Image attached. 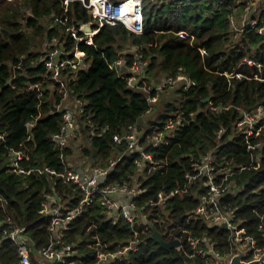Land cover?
Instances as JSON below:
<instances>
[{"label": "trees", "instance_id": "trees-1", "mask_svg": "<svg viewBox=\"0 0 264 264\" xmlns=\"http://www.w3.org/2000/svg\"><path fill=\"white\" fill-rule=\"evenodd\" d=\"M258 3L264 1L142 0L144 32H129L120 22L104 24L93 36L95 45L80 43L88 67L69 81V94L82 101L81 111L72 108L75 122L70 137L81 133L88 138L90 145L81 149L91 160L89 165L84 163L88 167L104 164L109 157L118 158L126 143H116L114 135L121 134L127 124L137 123L152 107L148 93L128 86L110 66L113 59L122 55L132 61L139 55L146 60L143 74L147 83L178 73L185 75L186 79L180 80L186 84L177 89L181 92L179 104L167 102L154 119L148 120L140 142H146L168 120L179 125L168 131L164 142L147 147L152 160L144 162L137 177L134 172L138 165L123 154L101 184L138 182L145 190L137 201L143 202L159 189L182 185L191 163L204 154L210 153L219 167L238 171L245 166L234 175L237 189L227 197L238 207L241 226L262 246L255 213L256 205L260 211L264 209V35L257 32V27L264 28V8L259 9ZM64 5L65 0H0V129L5 133L0 142V197L4 198H0V217L9 214L25 226L33 262V256L48 240L49 217L39 212L42 201L53 195L69 209L82 197L75 185L60 177L16 171L10 160L15 149L23 152L18 163L27 169L48 166L61 170L68 163L77 164L68 160L70 145L60 147L52 138L61 124L54 107L60 95L44 75L41 61L50 46H46L47 41L72 42L66 26L52 17L61 14ZM247 5L252 6L249 18L255 24L234 28L230 18L233 11ZM126 10H132L129 2ZM66 12L73 25L91 18L80 0L68 1ZM47 17L45 25L42 20ZM135 45L140 46L138 51ZM158 76L163 78L156 80ZM154 93L152 90L150 95ZM205 97L209 99L203 100ZM243 111L263 112L258 133L248 139L243 127H237ZM28 122L32 124L27 126ZM249 142L258 145L248 148ZM191 188L190 193L172 196L164 207H152L146 219L137 218L133 224L120 215L112 222L95 198L67 223L64 239L72 243L75 258L85 263H93L100 251L132 245L100 264H208L189 256L187 238L206 232L223 249L227 231L222 224L188 215L199 193L197 185ZM150 224L165 239H179L180 248L162 247L152 238ZM15 259L10 241L1 239L0 264Z\"/></svg>", "mask_w": 264, "mask_h": 264}, {"label": "built area", "instance_id": "built-area-1", "mask_svg": "<svg viewBox=\"0 0 264 264\" xmlns=\"http://www.w3.org/2000/svg\"><path fill=\"white\" fill-rule=\"evenodd\" d=\"M68 1L70 0H65L63 12L61 14L54 13L52 17L54 22L66 26L72 42L68 43L65 39L58 42L53 39L41 59L45 70L44 75L53 81L60 95L54 107L60 113L61 124L58 130L52 134V138L60 147L68 143L75 122L72 106L66 102L70 95L69 81L77 76L80 69L88 67V61L80 51V43L95 45L93 36L104 24L120 22L129 32L136 34L144 32L142 0L132 3L131 11L126 10V5L130 0H80L91 18L87 21H80L77 25L70 24L68 19L66 12ZM254 24V19L249 21L250 26ZM257 32L264 35V28L257 27ZM133 48L138 51L140 46L135 45ZM201 51L203 52V49ZM144 65H146V60L140 58L139 55H135L132 61L118 55L110 63L116 73L125 78L128 86L137 87L148 93L149 103L155 101L158 91L163 87L180 79H186L185 75L178 73L174 76H166L163 81L157 83L153 81L147 83L144 80ZM152 90L155 93L150 95ZM77 102V107L81 111L83 109L82 101L77 99ZM149 110L151 107L146 112ZM262 116V111H243L242 118L237 122V127H243L246 139L258 133L261 124L257 126V123ZM31 124L28 122L27 126ZM177 125H179L178 121L168 120L160 129L154 131L146 142H140L142 131L137 127V124H127L121 134H116L113 137L116 143H126L125 150L118 158L125 154L138 167H142L145 161L152 160V153L147 147L164 142L168 131ZM4 139L5 133L0 129V142ZM257 145L258 143L251 144L249 142L247 147L254 148ZM10 154L11 164L16 171L23 173L47 172L49 175L60 177L63 182L75 185L82 192L78 204L69 209L64 208L53 195L42 201L39 212L49 217L48 240L37 251V255L33 256L34 262L32 261L31 239L25 232V226L16 223L9 214L0 217V241L4 238L8 239L16 256L14 262L10 264H100L109 261L115 254L126 252L132 245L125 246L118 251H100L93 263H85L81 259L75 258L72 243L64 239L63 231L67 228V223L79 215L93 199L99 200L104 208L103 211L112 222H116L120 215L133 224L137 218L146 219L147 213L152 207H164L172 196L190 193L191 187L195 185L199 189L198 201L188 215H193V217L203 219L211 224H222L227 231V246L219 249L216 246L217 240L206 232L193 234L187 238L190 249L189 256L199 257L208 261V264H215L217 261H220L221 264H230L232 256L241 250L244 261L260 259L263 255L258 264H264V242L261 246L259 239L249 234L241 226L242 219L238 215V207L232 205L227 197L229 194L233 195L237 189L234 175L245 166L239 167L238 171L230 166L219 167L213 162L210 153L204 154L199 160L191 163V169L184 173L185 181L182 185L169 190L159 189L155 195L148 197L143 202H138V195L145 190L138 182L122 180L121 182L101 184V179L115 166L118 158L109 157L104 164L83 168L78 163L77 165L68 163L61 170L48 166L27 169L18 163L19 159L24 156L21 150H11ZM0 198L4 201L3 196ZM255 208V213L259 218L257 229L261 233V239L264 240V209L260 211V205H256ZM245 244L249 245L250 252H246L242 247ZM180 246L181 244L177 248Z\"/></svg>", "mask_w": 264, "mask_h": 264}, {"label": "rangeland", "instance_id": "rangeland-1", "mask_svg": "<svg viewBox=\"0 0 264 264\" xmlns=\"http://www.w3.org/2000/svg\"><path fill=\"white\" fill-rule=\"evenodd\" d=\"M157 3H159V1H157ZM249 6H250V8H249ZM257 7L259 9H261V8L263 9L264 3H258ZM251 8H252L251 5H247L245 8H243V10L242 9L241 10L235 9L233 11L230 18H231V22L234 25V26L232 25L234 28L242 29L243 26H245L247 23H249V21H250L249 11ZM48 20H49V18L47 17V18H44V20H42V22H44L45 25H48ZM49 43H50V41H47L46 46H48ZM126 50H128V49L126 48ZM132 50H133V48L131 47V51ZM159 76H161V75H159ZM159 76L156 77V80H159V78H161ZM182 84H186V83H183L182 80H178L172 84L165 86L162 90L158 91V95H157L155 101L151 103V105H152L151 110H149L148 112H145L140 117V119H138V121L136 123L139 126H141L140 127L141 131H144L146 125L148 124L147 123L148 120L154 119L163 110V108L167 102H176V105L179 104V99L181 98V92H177V89H178V87H181ZM66 102L69 103L72 106V108L78 106L77 99L72 95H69V97L66 99ZM68 145H70V147L72 149L71 154H69V156H68L69 162L74 161V163L81 164L83 167L85 166L84 163H87V165L90 164L91 160L81 150L83 147L90 145L88 142V138L85 139L81 133H78L76 138H73V137L69 138ZM75 165H77V164H75ZM140 171H141V166L137 167L136 171L134 172V177H137L139 175ZM242 247H244L246 252H250L249 251L250 248H249L248 244H245L244 246L242 245Z\"/></svg>", "mask_w": 264, "mask_h": 264}, {"label": "water", "instance_id": "water-1", "mask_svg": "<svg viewBox=\"0 0 264 264\" xmlns=\"http://www.w3.org/2000/svg\"><path fill=\"white\" fill-rule=\"evenodd\" d=\"M209 97H205L203 100H208ZM150 227L152 229V238L157 241L162 247L165 249H169L171 247H177L181 244L179 239L170 237L168 239H165L162 234L152 225L150 224ZM243 252L241 250L238 251L237 254L233 255L230 264H258L259 260L263 258V255L260 257V259H253L249 261L243 260ZM215 264H221L220 261H217Z\"/></svg>", "mask_w": 264, "mask_h": 264}, {"label": "bare ground", "instance_id": "bare-ground-1", "mask_svg": "<svg viewBox=\"0 0 264 264\" xmlns=\"http://www.w3.org/2000/svg\"><path fill=\"white\" fill-rule=\"evenodd\" d=\"M136 0H130L128 1L130 5H132V3H134Z\"/></svg>", "mask_w": 264, "mask_h": 264}, {"label": "crops", "instance_id": "crops-1", "mask_svg": "<svg viewBox=\"0 0 264 264\" xmlns=\"http://www.w3.org/2000/svg\"><path fill=\"white\" fill-rule=\"evenodd\" d=\"M141 127V126H140Z\"/></svg>", "mask_w": 264, "mask_h": 264}]
</instances>
